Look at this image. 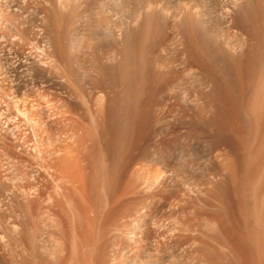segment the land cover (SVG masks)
Masks as SVG:
<instances>
[{
  "label": "rangeland",
  "instance_id": "obj_1",
  "mask_svg": "<svg viewBox=\"0 0 264 264\" xmlns=\"http://www.w3.org/2000/svg\"><path fill=\"white\" fill-rule=\"evenodd\" d=\"M58 1L70 4L60 40L73 46L77 79L107 69L113 92L120 97L126 88L129 100L117 114L100 109L89 98L100 91L77 90L67 69L42 53L51 30L41 21L42 0L19 14L9 9L0 35V264H264L254 215L255 197L264 194V122L249 118L264 84V15L248 25L250 45L235 64L214 44L192 63L166 26L137 57L138 79L127 88L115 80L109 52L119 40L139 44L147 5L179 14L184 0ZM196 1L221 20L235 0H191L187 9ZM238 9L241 19L247 8ZM26 28L36 33L26 47L48 73H34L32 90L50 112L35 110L31 121L14 119L15 81L3 55ZM195 76L205 80L198 92L187 83ZM69 96L73 112L62 104ZM228 161L236 187L226 181Z\"/></svg>",
  "mask_w": 264,
  "mask_h": 264
},
{
  "label": "bare ground",
  "instance_id": "obj_2",
  "mask_svg": "<svg viewBox=\"0 0 264 264\" xmlns=\"http://www.w3.org/2000/svg\"><path fill=\"white\" fill-rule=\"evenodd\" d=\"M38 1H39V3L41 2V0H0V35L2 33L1 32V25L6 22L7 19L5 16H6V14L9 13V11H10L9 9H12L17 14H19L23 10L22 6H29V5L33 6V5L37 4ZM42 1H43L42 2L43 5H41V3H40V5H41V9H40L41 21H43V23L46 21L47 23L50 24V25L46 24V28L51 27L50 28L51 30H49V32H48V35L46 36V34H45V37H44L45 40L42 41L41 47L39 46L41 48L42 53L45 54L46 56L48 55L50 57V59L52 58L53 61L60 63L62 66H64L67 69V71L70 74L71 79L76 82L77 90L84 92V87L89 84L90 88L93 91L95 90L94 92L100 91L102 93V95H98V96L96 95L94 97L93 95L90 94L89 95L90 100L92 102L97 103L100 106V109H102V110L108 109L110 112H113V113L116 112L115 114H117V111L119 113V111H120L119 107L121 108V105H123L121 103H124V101L127 102L128 95L130 92L125 87L128 88L129 85L132 83V81H135V79H138L137 78V76H138L137 72H138V68H140L139 67L140 62H139L138 58L142 59V55L144 56L147 54L150 41L153 39V37H155L157 34L162 32V30L166 26L170 27L174 33H178V38H179L178 41L181 44V45H179V47L181 46L180 50L182 52V53L180 52V54L186 53V54H188V56L190 55L191 57L190 56L189 57H190L192 63H196L195 61H197L198 56H200L199 53H198V55L196 54L197 52L202 53L203 52L202 50H204L205 53L206 52L208 53V51L211 52L212 51L211 44H214V47L216 48L217 51H220V48L222 47L221 51L224 52L227 57L229 56L231 62L233 63L234 60L236 61L238 59L234 58V60L232 61V59H233L232 57H235L237 55H238V57L239 56L241 57V55L243 56V54H244L243 51H246L245 49H247V46L250 45L249 40H248L249 37L247 38L245 36L247 34L249 35V32H250L249 31L250 28L248 27V25L251 24L253 21L255 22L256 19H259L258 17L261 16L262 14L264 15V0H235L234 2L232 1L233 4L231 6H228V8L223 9L224 14H223V17L221 18V20H216L215 17L213 16V12L209 9L205 10L203 5H201L200 2L197 3V1H196L197 4L194 3L195 5H193V8L191 10H188L187 8H189V7H187V5L191 4V0H184V2L182 4L184 6V10L181 11V13H179V14H178V12H175L173 14L168 12V8L164 5L157 6L156 8H152L151 5H147V7L145 8V13H144L145 15L143 16L144 19L141 18L143 20V22L141 20L140 24H142V25H141V27L139 26L140 28L138 29L139 30V37H140L139 44L134 45L133 41L131 39H130V41H132V42H130V44L127 42L119 43L120 42V40H119V42L117 41V44H115L113 49L109 52V53L113 54L112 55L113 57H117V58H115L116 61H115V59H113L114 60L113 63H115L114 64L115 66L111 69L112 72H115V74H116V76L114 78L116 81L120 82L121 85L125 86L124 87L125 92L123 91L124 93H121L120 97H118V95H116L117 93L115 94V92H113L114 90H112V88L109 86V83H108V80H110L109 74H108L109 70L107 71V69H105L104 73L100 75V78L89 79V81H86V82L85 81H79L81 79H79V80L77 79L78 77H76V74L72 69L73 64H75L74 63L75 60L72 59V57H73L72 54L74 53L73 46H70V44H69V46H67L68 44H65L64 42L62 43L60 40L61 35H62L63 22L66 21L67 19H69V17H70V14H69L70 12L68 11V13H67V12H64L63 10H65L64 8L68 7L70 4L68 2H65V4L64 3L61 4L58 0H42ZM74 1L75 0H73V2ZM77 1H75V2H77ZM156 1L164 3L165 0H156ZM80 2H81V0H80ZM80 2H78L77 6H75V5L74 6L79 7L82 3V2L81 3ZM79 3H80V5H79ZM242 3H246L247 6L242 7L240 5ZM38 5H36V6H38ZM238 5H240V7H242V8H245V10L247 8L246 13H243V14H245L244 17L241 19L234 17V16H237L239 14L238 12H236L238 7H239ZM242 8H239V9L242 10V12L243 11L245 12V10ZM22 12H25V10ZM234 12L238 13V14L233 15ZM242 12H241V14H242ZM139 18L140 17L138 15H137V17L135 15V22L136 21L138 22ZM103 20H101V21L104 22V24H107L108 20L105 18ZM260 20H261V18H260ZM257 22H258V25H260L258 20H257ZM32 24H33V22H32ZM42 28H43V25H42ZM42 28L39 30H44ZM262 28L264 29V27H262ZM48 29H45L44 31L47 32ZM263 29H261V31L264 32ZM225 32H226V34H227V32H229L230 35L227 36L225 34ZM116 34H117L116 36L118 39L121 36H122V38L126 39L125 33L119 32ZM220 34H221V36L223 34H225L222 36V38H224V36L226 37V38L222 39L223 41L219 40V39H221ZM259 34H260V32H259ZM16 35L18 36V39L20 40V42L16 45L12 46L13 48L9 49V51L6 49L7 52L3 55L7 54L5 57L8 59H5V60H8L9 62L4 60L5 61L4 64L5 65L7 63H9V64H8V67H6L5 65L4 66L6 68H8V70H10V72H8V71L7 72L12 73V76L14 78L13 81H15L14 87H15L16 92L13 95V97L11 96L12 99H16V101H15V103H16V111H15L16 114H15L14 119L17 120L19 117H23V118H25V120L31 121L32 114L35 110H37L40 117H45L50 112L48 109H46L45 107H43L41 105L43 103L40 100L41 98L39 99L37 94L35 93V91L32 90V85L34 84V78H33L34 73H39V74L42 73V75L48 74V73H46L47 72V69H46L47 64H46L45 60H42L38 55H36L33 52V49H31L32 47L30 49L26 47L27 44H29L31 42L30 40L33 39L32 38L33 35H36L34 30L32 31V29L26 28V30L17 32ZM32 44H34V43H31V46H32ZM216 45L220 46L218 48L219 50L217 49ZM74 46H76V45H74ZM114 55H116V56H114ZM127 55L128 56L130 55L131 57L128 58ZM185 55H183V58L181 57V59H184L183 61H185V59H186ZM195 55H197L196 56L197 58L195 59V61H193L194 59H192V58H195L194 57ZM238 61H236V62H238ZM185 62L183 63L184 65L186 64ZM236 62H234L233 64H235ZM1 67H3V66H1ZM4 72L7 73L6 71H4ZM8 73H7V76L9 75ZM2 76L4 77V75H2ZM4 78H6V77H4ZM193 78L194 79H190L191 81H188L187 83H189V88L192 91L198 92L201 84H203L205 80L202 78H199L198 76L197 77L195 76ZM115 80H114V82H115ZM183 81H185V80H183ZM1 82H2V80H1ZM3 91L6 92V90H3ZM3 91H1V92L3 93ZM69 97H70L69 99H72V100L62 101V104L66 107V109H68L69 112H71V111L73 112V109L76 105H75V102L73 100L74 98H72V96H69ZM203 100L205 103H207L210 100V98L208 99V97L204 96ZM181 110H183V109H181ZM249 113H250L249 118H251V120L254 121L253 123H256L258 125V124L264 122V84L262 86L258 87L254 91L253 97H252V104H251ZM71 151L68 150V152H71ZM54 154H55V152H54ZM51 156H52V153H51ZM71 156H72V154H71ZM225 164L226 165L224 167V171H225L224 174L227 175L226 181H228L229 184H231L230 186H235L237 181H236L234 171H233V164L230 161H228V163H225ZM227 185L228 184H226L225 187ZM214 195H215L217 201L220 202V204L224 203L225 200L223 199V191H220L219 188H217V191L215 192ZM254 197H255V195H254ZM255 198L257 200V206L254 208V215H255V220H256V222L255 221L254 222L257 224L256 226L258 227L257 232H259V234H257V235L260 236V234L264 235V194L256 196ZM251 199H254L253 195H252ZM15 229H16V227H15Z\"/></svg>",
  "mask_w": 264,
  "mask_h": 264
}]
</instances>
